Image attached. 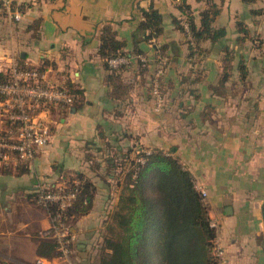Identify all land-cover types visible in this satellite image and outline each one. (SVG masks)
<instances>
[{"label":"crops","instance_id":"0c3cea01","mask_svg":"<svg viewBox=\"0 0 264 264\" xmlns=\"http://www.w3.org/2000/svg\"><path fill=\"white\" fill-rule=\"evenodd\" d=\"M12 1L21 18L8 19L0 5V73L16 59L42 68L50 84L75 89L78 100L52 110L49 143L30 167L0 169V264H35L42 257L38 247L50 238L37 233L48 216L28 195L38 181L75 174L92 183L93 198L73 223L71 258L96 257L93 243L105 234L121 190L119 174L104 158L128 152L132 159L139 147L176 156L195 189L206 192L207 215L217 222L215 238L229 264H264V0H211L218 8L211 27L223 34L201 41L195 58L173 19H185L179 8L185 2L199 25L207 0ZM150 6L162 16V33L138 43L150 60L142 70L132 54L133 33ZM104 25L128 52L116 69L99 55ZM158 46L170 59L160 110L150 92ZM43 258L67 264L60 256Z\"/></svg>","mask_w":264,"mask_h":264},{"label":"trees","instance_id":"16d2710c","mask_svg":"<svg viewBox=\"0 0 264 264\" xmlns=\"http://www.w3.org/2000/svg\"><path fill=\"white\" fill-rule=\"evenodd\" d=\"M207 2L208 7L200 14L199 25L194 23L190 7L185 2L179 4L181 12L186 16L185 19L183 21L173 19L176 28L184 33L190 58L201 54L199 47L201 41L215 40L223 34L222 29L214 30L211 27L218 8L211 0ZM0 5L6 15L1 2ZM141 14L142 19L133 33L134 42L137 44L132 54L138 59L139 56L145 57L144 62L139 59V65L142 70H146L150 60L138 47V43L141 41L151 43L159 37L162 33V16L152 6L142 9ZM186 29L190 39L186 38ZM164 49L156 47L157 56L150 80V92L155 72L161 64L158 56H166ZM127 54L124 42L116 38V31L109 25H104L99 46V55L103 58L104 65L109 69H116L109 66L108 59L119 55L126 57ZM229 59L228 53L222 62V77L227 75ZM169 60L167 57L165 70ZM21 67L34 69L24 64H21ZM38 70L43 71L42 68ZM9 80L7 74L0 73V83ZM159 83L164 98L163 76L159 78ZM63 87L74 94L75 100L71 105L74 106L78 100L77 91L67 86ZM150 149L149 155L135 153L132 159H129L128 152L119 156L111 154L110 158H104L110 172L117 171L119 174L115 181L121 186V190L115 209L109 216L106 233L98 243H93L98 254L97 264H215L212 247L216 232L209 225L206 204L194 187L192 174L173 154L156 148ZM138 156H144V162L137 161ZM110 160L112 164H109ZM66 180L76 190L75 199L62 211L57 204L48 205V211L53 215L61 211L62 218L73 229L75 219L86 214L91 208L93 185L81 174H75ZM74 180L77 183H74ZM31 197L30 193L29 200ZM38 254L48 258L59 256L55 241L53 239L41 241Z\"/></svg>","mask_w":264,"mask_h":264},{"label":"built area","instance_id":"2783aa9c","mask_svg":"<svg viewBox=\"0 0 264 264\" xmlns=\"http://www.w3.org/2000/svg\"><path fill=\"white\" fill-rule=\"evenodd\" d=\"M8 19L20 20V13L14 8L12 0H0ZM186 27V24H185ZM187 28V27H186ZM187 31L186 38L190 39ZM146 61L144 56H139ZM159 64L152 81L151 95L156 110L163 105V95L160 89L159 78L163 76L167 57L158 56ZM127 57L119 55L108 59L112 68L127 63ZM10 78L8 82L0 83V121L4 127L0 129V169L9 167H30L36 153L45 147L51 137V112L54 108H69L74 100V94L65 87L50 84L43 71L38 69L22 68L16 59L6 71ZM136 153L149 155L151 149H136ZM144 156H138L137 161L144 162ZM68 180V179H67ZM66 179L54 183L38 181L31 190L30 201L46 211L48 226L39 230L38 235L55 241L59 256L72 264L76 235L70 225L62 218L61 211L68 207L75 199L76 190ZM74 183H77L74 180ZM202 199L206 192L200 190ZM57 204L60 212L51 214L48 205ZM209 225L216 232L217 222L209 220ZM215 264H229L224 249L215 238L212 247ZM35 264H48V260L38 257Z\"/></svg>","mask_w":264,"mask_h":264},{"label":"rangeland","instance_id":"374dc122","mask_svg":"<svg viewBox=\"0 0 264 264\" xmlns=\"http://www.w3.org/2000/svg\"><path fill=\"white\" fill-rule=\"evenodd\" d=\"M35 205V204H34ZM37 206V205H36ZM106 233V232H105ZM97 254V253H96ZM72 261V264H97L98 261V254L96 255V257L93 258H89L88 260H80V259H75L74 257L70 258Z\"/></svg>","mask_w":264,"mask_h":264}]
</instances>
